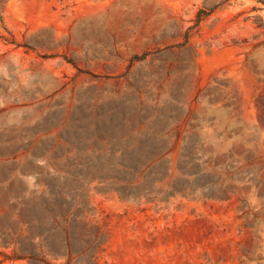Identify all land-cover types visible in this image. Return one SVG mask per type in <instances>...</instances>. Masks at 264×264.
<instances>
[{
	"label": "rangeland",
	"instance_id": "obj_1",
	"mask_svg": "<svg viewBox=\"0 0 264 264\" xmlns=\"http://www.w3.org/2000/svg\"><path fill=\"white\" fill-rule=\"evenodd\" d=\"M0 264H264V0H0Z\"/></svg>",
	"mask_w": 264,
	"mask_h": 264
},
{
	"label": "trees",
	"instance_id": "obj_2",
	"mask_svg": "<svg viewBox=\"0 0 264 264\" xmlns=\"http://www.w3.org/2000/svg\"><path fill=\"white\" fill-rule=\"evenodd\" d=\"M33 251H31L29 254H31L30 256H26V255H23V256H16V257H4L5 259H8V260H23L25 258H29L31 261L34 262H39V259L32 253ZM33 254V255H32Z\"/></svg>",
	"mask_w": 264,
	"mask_h": 264
}]
</instances>
